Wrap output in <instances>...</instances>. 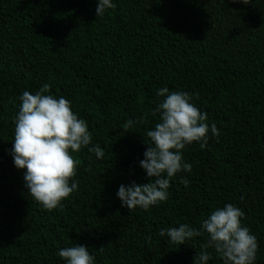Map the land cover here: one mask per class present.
Masks as SVG:
<instances>
[{"label": "trees", "instance_id": "1", "mask_svg": "<svg viewBox=\"0 0 264 264\" xmlns=\"http://www.w3.org/2000/svg\"><path fill=\"white\" fill-rule=\"evenodd\" d=\"M116 3L98 17L97 0H0V264H64L59 249L76 243L97 264H195L207 235L178 245L160 230L199 227L226 203L245 211L264 264V0ZM44 83L105 149L101 159L75 153L78 191L52 210L28 192L10 154L19 97ZM164 86L193 93L221 132L207 148L183 150L192 171L174 176L166 201L128 209L116 193L149 180L139 161ZM130 117L141 122L123 129ZM209 264L223 260L213 252Z\"/></svg>", "mask_w": 264, "mask_h": 264}, {"label": "clouds", "instance_id": "2", "mask_svg": "<svg viewBox=\"0 0 264 264\" xmlns=\"http://www.w3.org/2000/svg\"><path fill=\"white\" fill-rule=\"evenodd\" d=\"M235 3L245 0H233ZM117 8L116 0H97V16ZM52 85L44 83L35 92L25 90L19 97L21 103L15 117L14 140L10 154L15 166L24 171L25 187L43 207L52 210L63 206V201L78 191L75 179L80 161L76 158L85 148L97 159L105 156V149L93 143V132L88 121L73 109L72 101L51 93ZM159 102L152 109L159 120L147 130L150 142L144 158L139 161L148 182L121 183L116 196L123 207L144 210L169 198L171 180L184 171L190 173L183 150L198 142L207 148L212 137L219 138L221 130L215 122H208V112L195 103L194 94L184 90L157 89ZM198 95V94H196ZM141 118H128L123 129L136 126ZM186 186L187 177H181ZM245 211L233 203L216 207L202 219L199 227L182 222L164 227L160 236L182 245L196 237L207 235L202 250L194 257L195 264H209L216 256L223 264H256L258 237L243 223ZM211 248L213 251H208ZM87 245L76 243L59 249L64 264H97L95 255Z\"/></svg>", "mask_w": 264, "mask_h": 264}]
</instances>
